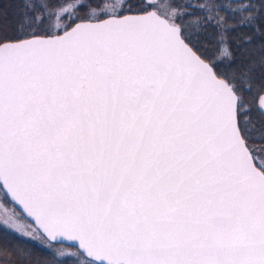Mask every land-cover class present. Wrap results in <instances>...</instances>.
Here are the masks:
<instances>
[{"label": "snow or ice", "instance_id": "1", "mask_svg": "<svg viewBox=\"0 0 264 264\" xmlns=\"http://www.w3.org/2000/svg\"><path fill=\"white\" fill-rule=\"evenodd\" d=\"M0 200L49 264H264V0H17Z\"/></svg>", "mask_w": 264, "mask_h": 264}, {"label": "trees", "instance_id": "2", "mask_svg": "<svg viewBox=\"0 0 264 264\" xmlns=\"http://www.w3.org/2000/svg\"><path fill=\"white\" fill-rule=\"evenodd\" d=\"M110 1V0H109ZM180 3H183L184 0H179ZM192 4H202L205 2V0H190ZM211 3L219 5L223 4L226 6L235 7L238 0H210ZM253 2H256V0H253ZM17 10V0H0V30H3L5 32H11V24L14 19L15 12ZM191 11V9H188ZM207 14V13H205ZM212 14L216 16H225L226 13L221 10L214 8L212 10ZM238 15V14H237ZM226 23H233L232 20H227ZM240 31L247 32L249 35H253L250 29L244 28L240 29ZM214 30L209 27L207 34L202 38L201 45L202 47L207 48L209 51L212 50L213 44L212 40L214 39ZM236 33H232V36L234 37ZM233 48H235V45H233ZM252 94L251 93H245L246 99H248ZM252 115L255 117L257 113L253 111ZM66 246H70V244H65ZM7 247L10 252L15 247H20L22 249L27 250L31 253V260L32 264H36L38 261L39 264H49V261L51 260V252L48 248L30 240L27 238H24L15 232L11 231L8 228H4L3 225H0V248ZM58 260H64L65 264H72V261L70 259H65L64 257H57ZM15 260V257L13 256L12 260L5 261L4 264H13V261Z\"/></svg>", "mask_w": 264, "mask_h": 264}, {"label": "rangeland", "instance_id": "3", "mask_svg": "<svg viewBox=\"0 0 264 264\" xmlns=\"http://www.w3.org/2000/svg\"><path fill=\"white\" fill-rule=\"evenodd\" d=\"M109 2L118 5V4L120 3V0H110ZM3 203H4L3 200H0V204H3ZM7 207H8L9 209H11V208L14 207V206L11 205V204H8ZM16 211H17L18 213L20 212L17 208H16ZM21 222H22V223H23V222L31 223V221L29 220V218H27L26 216L22 218ZM8 229H9V228H8ZM10 230H11V229H10ZM11 231H13V230H11ZM13 232H15L16 234H18L16 231H13ZM18 235H19V234H18ZM20 236H21V235H20ZM22 237L27 238V239H30V240H32V241H34V242H36V243L42 245L38 240H35V239H32V238H29V237H25V236H22ZM42 246H43V245H42ZM44 247H45V246H44ZM46 248H47V247H46ZM54 248H63V249H65V250H67V251H73V250H74L73 248H71V247H69V246H66V245H64V244H63V245H60V244L54 245Z\"/></svg>", "mask_w": 264, "mask_h": 264}, {"label": "water", "instance_id": "4", "mask_svg": "<svg viewBox=\"0 0 264 264\" xmlns=\"http://www.w3.org/2000/svg\"><path fill=\"white\" fill-rule=\"evenodd\" d=\"M16 208L17 209H19L20 211H21V209L18 207V206H16ZM30 220V219H29ZM31 221V220H30ZM66 244H70L69 242H65Z\"/></svg>", "mask_w": 264, "mask_h": 264}]
</instances>
